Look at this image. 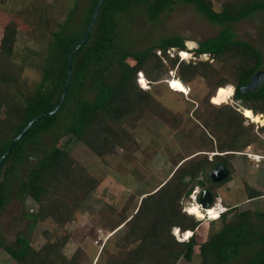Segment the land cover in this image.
<instances>
[{"label":"trees","instance_id":"16d2710c","mask_svg":"<svg viewBox=\"0 0 264 264\" xmlns=\"http://www.w3.org/2000/svg\"><path fill=\"white\" fill-rule=\"evenodd\" d=\"M97 2L92 0L87 8L79 32L68 31L78 10L77 0L34 5V18L30 22L45 26L41 32L45 44L44 51L39 53L42 79L35 83L30 94L23 91L20 77L23 63L14 53L16 26H5L0 44V158L33 119L57 106L68 74V54L83 38ZM179 4L192 5L207 21L220 26L219 32L198 41L192 50L181 35L162 37L141 50L119 48L122 29L129 27L123 21L125 14L142 10L149 22L158 23ZM50 11L63 14V20L52 17ZM258 14L264 20V0H222L219 8L213 0H104L92 33L73 55L72 76L61 107L28 127L3 160L0 211L14 197L33 203L24 208L29 233L20 235L13 243L0 240V246L11 258L18 264H76L78 252L70 259L62 253L66 236L57 241L48 239L39 249L32 246L30 237L40 221L51 218L60 225L66 224L97 188L98 181L74 159L67 146L82 143L96 154L111 153L118 145L130 150L131 144L123 141L127 126L146 111L168 118L165 108L155 103L147 83L157 82L169 69H176L177 75L169 79L176 78L188 87L189 82L202 77L211 86L202 105L194 110L202 129L199 139L205 148L188 159L181 156L174 159L176 169L171 176L142 197L132 216L125 215L128 205L125 206L121 222L111 225V230L117 232L124 223L125 229L120 230L122 234L116 243L119 254L108 253L106 260L108 264H179L181 258L191 262L199 244L200 221L183 210L182 200L193 193L195 186L205 187L201 176L210 179L209 172L218 164H223L229 173L218 185L230 181L234 170L231 158L245 157L242 152L253 146L260 135V145L252 147V151L264 153V138L262 134L257 136V131L263 130L262 125L253 121L245 124L244 113L226 104L227 101L213 103L218 89L230 84L234 86L231 99L241 101L242 112L250 109L264 117V84L251 92L241 90L257 71L264 70V50L239 37L233 26ZM63 47L64 53L54 63ZM172 48L181 51V55L192 52L196 59H180L178 51L170 56ZM205 54L210 57L199 58ZM127 57L134 59V65L125 62ZM139 72L144 87L138 81ZM54 129L67 136L61 145L45 142V135ZM202 151H212L213 158L209 159ZM199 154L203 156L196 158ZM247 191L249 200L263 195L255 186L247 185ZM231 211L234 214L228 218ZM207 217L210 222L218 220ZM219 218L221 227L200 243L201 264H229L250 248L251 254L243 264H261L264 211L236 205L223 211ZM173 228L180 229L183 240L175 238Z\"/></svg>","mask_w":264,"mask_h":264},{"label":"rangeland","instance_id":"374dc122","mask_svg":"<svg viewBox=\"0 0 264 264\" xmlns=\"http://www.w3.org/2000/svg\"><path fill=\"white\" fill-rule=\"evenodd\" d=\"M44 1L48 4L54 0H0V44L5 26L15 25L17 38L14 43V53L16 58L23 63L20 77L23 80V91L29 94L33 92L35 83L42 79L40 66L42 57L39 53L44 51L45 44L41 33L45 26H36L30 20L33 21L34 18V5ZM77 2L78 10L68 28L70 32L82 30L84 16L92 0H77ZM213 2L219 8L222 0H213ZM30 10H32L31 13ZM50 14L52 17L63 20V14H58L56 11H50ZM123 21L129 27L122 29V43L119 48L125 46L129 50H141L157 43L162 37L172 35H181L187 40L195 41L197 46L198 41L215 35L220 30V26L207 21L192 5L187 4L177 5L158 23L149 22L142 10L125 14ZM233 26L239 37L264 50L262 14L243 19ZM36 27L37 31L34 29ZM187 48L192 50L194 47L187 46ZM177 51L176 48H172L169 55H177ZM62 53H64V47L54 63H58ZM209 57L205 54L199 58L208 59ZM191 59H196L192 52L186 61H191ZM125 62L130 66L135 63L131 57H127ZM53 74H57L55 69ZM176 75V69H169L163 79L152 83L150 80L151 84L147 83V87L149 85L153 93L155 103L165 108V116L168 118L163 119L146 111L133 125L127 126L123 141L131 144L130 150L118 145L111 153L96 154L82 143H72L67 146L70 154L83 165L89 175L98 181V185L66 224L60 225L51 218L40 221L30 234L34 248H41L48 239L57 241L66 236L67 240L62 253L70 259L78 252L76 264H108L106 260L108 253L119 254L116 243L122 234L120 230L125 229L124 223L118 227L121 229L117 232L111 230V225L121 222L125 206L128 205L127 210L124 211L125 215L132 216L142 197L155 191L171 176L176 169L174 159H178V156L188 159L198 154L200 149L205 148L199 139L202 129L200 122L194 117V110L202 105L211 86L205 82L204 78L199 77L188 83L190 92L186 94L177 88H171L169 78ZM230 99H227L226 104H230L243 113L240 106L241 101ZM210 103H212L211 98ZM249 122L252 120L247 118L245 124ZM257 124L263 126L262 131H257V136L262 134L264 138V123ZM58 132L59 130L54 129L47 133L45 135L46 144L58 146L67 139V136L59 135L61 133ZM260 137L261 135L258 136L253 146H250V150L260 145L258 143L262 139ZM201 153L207 154L209 159H212L214 154L212 151ZM203 154L197 155L196 158L202 157ZM231 159L234 166L232 179L218 185L202 175L201 179L206 185L205 187L195 186V196L198 198L197 193L203 189H209L214 194L215 203L221 206L223 211L236 205L244 209L264 211V197L249 200L247 191V185H250L264 193V168L259 167V164L247 156L235 155ZM193 193L182 200L183 210L187 209L189 203L194 202ZM30 203L33 205L30 201L24 202L14 197L1 209L0 240L4 239L7 243H13L20 235L29 233V220L24 215V208H27V204ZM232 211L228 218L234 214ZM197 217L195 219L200 221L197 231L199 244L196 245L192 261L188 262L181 258L179 264H201L200 243L207 240L212 232L221 227L219 217L215 222H210L209 217ZM174 236L178 240H183L180 234ZM250 252L251 248L246 249L237 261L229 264H243L250 256ZM0 264L18 263L11 258L4 247L0 246Z\"/></svg>","mask_w":264,"mask_h":264},{"label":"water","instance_id":"95a60500","mask_svg":"<svg viewBox=\"0 0 264 264\" xmlns=\"http://www.w3.org/2000/svg\"><path fill=\"white\" fill-rule=\"evenodd\" d=\"M103 1L104 0H98L97 4L95 6V9H94L93 15H92V19H91V21H90V23H89V25H88L85 33H84L83 38L75 47H73V49L68 54V74H67V78H66V81L64 83L63 90H62V93H61V96H60V99H59L57 106L52 111H49V112L42 114V115H39L35 119H33L27 125V127H25L23 129V131L12 140L8 149L3 154V156L0 158V177H1L2 167H3V160L7 155L10 154L15 141L18 139H21L23 137V135L25 134V132L27 131L28 127H30L36 120H38L39 118H42L44 116L51 115V114L57 112L59 110V108L61 107V105L64 101V98L66 96V92L68 90V86H69L71 76H72V58H73V55H74L75 51H77L87 41L90 34L92 33L96 19L98 17L100 6L103 3ZM263 84H264V70H259L251 77L249 83L247 85H245L244 87H242L241 90L244 93L251 92V91H254V90L260 88ZM228 174H229L228 170L223 164H218L213 169H211V171L209 172L210 179L215 183H219V182L225 180L228 177ZM198 201L200 204H202L204 206L203 208H205V209L211 207L213 205V194H212V192L209 189H203L200 192V195L198 197ZM261 264H264V261Z\"/></svg>","mask_w":264,"mask_h":264},{"label":"bare ground","instance_id":"6f19581e","mask_svg":"<svg viewBox=\"0 0 264 264\" xmlns=\"http://www.w3.org/2000/svg\"><path fill=\"white\" fill-rule=\"evenodd\" d=\"M182 55L185 58L186 57L188 58V57H190L191 54H189L188 52H183ZM173 82H179L181 87H175V88L171 87V88H174V89L177 88V89L183 91L184 93L189 92L188 87L183 82H181L180 80H178L176 78H172L170 81L171 85L173 84ZM221 90H223V92H221ZM232 93H233V85L229 84V85H226L225 87H221L218 89L217 94L215 95L213 101L216 104H221V103L227 101V99H230V97L232 96ZM246 112L251 113V116L245 115L247 118L251 119L254 122L260 123V124L264 123V117L261 114H254L253 111L250 109L243 110L244 114ZM251 156L254 157L253 155H251ZM196 204H200V203L197 202L196 200H195V202L189 203V206L187 207V209L193 208ZM222 209L223 208L221 206H219V205H217V203H215L211 206V208L210 207L206 208V209H204L203 207L197 208L198 214L197 213H194V214L200 218L207 217V216H210L211 218H216L224 210V209L223 210ZM177 229H179V228H177Z\"/></svg>","mask_w":264,"mask_h":264},{"label":"clouds","instance_id":"9594fccd","mask_svg":"<svg viewBox=\"0 0 264 264\" xmlns=\"http://www.w3.org/2000/svg\"><path fill=\"white\" fill-rule=\"evenodd\" d=\"M185 44L188 46V47H195L196 46V42L195 41H191V40H186L185 41ZM178 55L180 56V59H184V60H187L188 58H184L182 55H181V51H178ZM141 75V72H139L138 73V81H139V83H140V78L142 77V76H140ZM144 75V74H143ZM145 76V75H144ZM167 81V80H166ZM141 84V83H140ZM142 85V84H141ZM143 86V85H142ZM144 87V86H143ZM189 87V86H188ZM189 90H190V88H189ZM187 94V93H186ZM249 119V118H248ZM200 194V193H199ZM196 196H195V193L193 194V197H192V199H193V201L195 202V200H196ZM197 202H199L198 201V198H197ZM215 204V203H214ZM200 207H204L202 204H196L193 208H200ZM211 208V207H210ZM205 209V208H204ZM184 211H186V212H189V211H187V209H184ZM223 212V211H222ZM221 212V213H222ZM189 214H193L194 216H196L197 217V215H195L194 213H190L189 212ZM220 216V215H219ZM218 216V217H219ZM198 218V217H197ZM217 218V217H216ZM176 230H177V228H173L172 229V234L173 235H176ZM180 230V229H179Z\"/></svg>","mask_w":264,"mask_h":264},{"label":"built area","instance_id":"2783aa9c","mask_svg":"<svg viewBox=\"0 0 264 264\" xmlns=\"http://www.w3.org/2000/svg\"><path fill=\"white\" fill-rule=\"evenodd\" d=\"M242 154H244L248 158L254 160V162H256V164H259L258 165L259 167L262 166L264 168V153H254L252 151V149L250 150V147H248L244 152H242ZM251 155H253L254 157H252ZM194 193H195V191H194ZM197 194L199 195V193H197ZM261 197H264V193H263V195Z\"/></svg>","mask_w":264,"mask_h":264},{"label":"snow or ice","instance_id":"6c2138e0","mask_svg":"<svg viewBox=\"0 0 264 264\" xmlns=\"http://www.w3.org/2000/svg\"><path fill=\"white\" fill-rule=\"evenodd\" d=\"M141 75H142V74H141ZM140 83H141L142 85L145 84V82H144L143 79H141ZM172 87H174V88H175V87H181V85L179 84V82H173ZM221 92H223V90H221ZM245 115L251 116V113H250V112H246ZM187 211H189L190 213H197V214H198L196 208H190V209H187ZM179 231H180L179 229L176 230L177 235L179 234ZM187 235H188V234H186V236H187Z\"/></svg>","mask_w":264,"mask_h":264}]
</instances>
